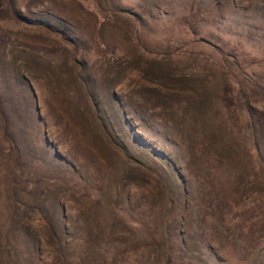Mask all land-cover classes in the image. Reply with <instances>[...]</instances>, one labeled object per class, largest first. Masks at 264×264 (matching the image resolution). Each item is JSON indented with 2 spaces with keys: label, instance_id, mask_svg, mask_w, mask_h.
I'll use <instances>...</instances> for the list:
<instances>
[{
  "label": "rangeland",
  "instance_id": "rangeland-1",
  "mask_svg": "<svg viewBox=\"0 0 264 264\" xmlns=\"http://www.w3.org/2000/svg\"><path fill=\"white\" fill-rule=\"evenodd\" d=\"M0 264H264V0H0Z\"/></svg>",
  "mask_w": 264,
  "mask_h": 264
}]
</instances>
